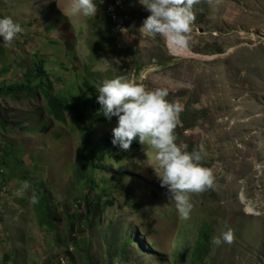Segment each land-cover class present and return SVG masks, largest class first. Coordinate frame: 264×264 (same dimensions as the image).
I'll return each instance as SVG.
<instances>
[{"label": "rangeland", "instance_id": "374dc122", "mask_svg": "<svg viewBox=\"0 0 264 264\" xmlns=\"http://www.w3.org/2000/svg\"><path fill=\"white\" fill-rule=\"evenodd\" d=\"M73 2L0 0V16L23 28L10 43L0 41V70L11 67L0 82H20L37 54L57 88L89 77L97 88L110 70L148 89L167 87L170 101L199 115L176 142L203 146L215 187L189 193L194 208L183 220L160 185L154 149L139 143L107 152L95 192L109 203L90 225L76 215L85 212L75 175L82 129L69 115L54 119L39 92L0 95V264H264V0H197L189 46L176 54L162 36L139 30L149 12L138 0H98L92 17L71 15ZM116 124L115 116L107 126L93 123L92 141ZM25 180L30 187L17 195ZM39 181L58 216L53 230L40 223ZM203 219L213 237L232 229L233 241L213 244L206 261L195 262Z\"/></svg>", "mask_w": 264, "mask_h": 264}, {"label": "clouds", "instance_id": "9594fccd", "mask_svg": "<svg viewBox=\"0 0 264 264\" xmlns=\"http://www.w3.org/2000/svg\"><path fill=\"white\" fill-rule=\"evenodd\" d=\"M138 2L149 12L139 28L140 31L151 36L157 34L162 36L173 54L188 48L190 39L188 34L192 31L191 26L195 20L192 6L197 0H138ZM61 7L64 9L62 5ZM97 7L98 0H74L71 15L92 17L95 16ZM105 11L110 16L108 6ZM84 27L86 28V25ZM22 31L21 24L11 16H0L1 42L10 43ZM0 51H3V48ZM43 67L48 71L46 59ZM108 78L97 85L99 93L97 101L101 106L100 111L107 119L110 120L113 116L117 119V124L112 129V144L123 150L131 146L136 147L139 143L154 149L157 161L154 168L160 185L167 189L168 200L174 201L180 218L190 219L194 204L189 193H201L214 188L215 177L211 168L203 163V146L185 150V145L176 142L174 130L183 111V105L179 101H170L167 98L169 94L167 87L148 89L123 75ZM134 140L136 141L133 143ZM29 187V181L25 180L17 190V195H23ZM37 202L38 197L33 192L30 203ZM232 241L233 231L230 228L212 237V243L215 245L231 244Z\"/></svg>", "mask_w": 264, "mask_h": 264}, {"label": "trees", "instance_id": "16d2710c", "mask_svg": "<svg viewBox=\"0 0 264 264\" xmlns=\"http://www.w3.org/2000/svg\"><path fill=\"white\" fill-rule=\"evenodd\" d=\"M104 4L106 7L103 8V11H105L108 6L107 2H104ZM107 18V25H109L111 23V19L110 17ZM110 27L112 26L110 25ZM110 27L106 30V32H104L107 36H103L102 44L104 43V40L108 41L110 35L112 34ZM99 49L100 48L95 46L93 47L92 45L94 53L99 54ZM0 57H2L1 53ZM44 61L45 58H38L37 54L34 55L32 66L27 68L24 74H22V80L20 82L13 83L11 85H7L4 81L0 82V95H14L18 94L20 91H25L26 94L35 96L36 93L39 92L44 96V98H46L45 100L48 107V113L54 119L66 121L67 115H69L75 127L82 129L84 138L82 146L78 149L77 153L75 175L78 178L79 191L81 190L84 192L81 197L82 199L78 200V202L79 205L85 209V212L81 211L80 214L76 215L80 217L86 216L87 223L93 225L100 210L106 207L109 203V200H107L106 197L102 198V193L95 192L98 185L95 170L102 167L103 159L107 152H109V155H113L116 151L124 150L120 149L117 145L112 144V131L110 129H107L104 132L101 136L100 142L98 140L92 141L94 139L93 123L99 121L101 124L106 126L111 123V119H107L100 111L101 106L97 101L99 93L94 85V81H92L93 78L90 77L89 79L83 80L77 88L76 85L71 87H75L78 91H73L71 88H66V90L64 87L57 88L55 79L53 80L52 78L54 77L53 74L51 73L48 75V71L43 67ZM10 69V66L7 64V66H4V68L0 70V73H4ZM114 73L115 72L113 70H110L109 76H114ZM71 92L73 95L72 98H69L68 94H71ZM191 109L192 107L189 104H186L183 111L180 113L179 122H183V125H180L178 122L177 127L174 130L177 141L183 140L181 136H183L184 130L192 128L196 124V120L199 115L191 118ZM88 110H90V113H87ZM87 115H89V123L91 124L89 126L87 125L89 124L87 123ZM46 127L47 126L45 125L44 128ZM135 141L136 140H134L133 143ZM188 146L191 150L194 145L188 143ZM0 166H6V162H3ZM44 187L45 183L43 181L36 183V191L41 195L38 202L39 214L41 216L40 223L53 230L56 228L58 216L55 213V207L51 202L50 195L44 190ZM64 205L67 204L64 203ZM212 237L213 225L210 220H204L199 230L198 237L195 240V246L192 249L193 261H206L207 256L212 250Z\"/></svg>", "mask_w": 264, "mask_h": 264}, {"label": "bare ground", "instance_id": "6f19581e", "mask_svg": "<svg viewBox=\"0 0 264 264\" xmlns=\"http://www.w3.org/2000/svg\"><path fill=\"white\" fill-rule=\"evenodd\" d=\"M180 52H183V50H181ZM36 96V95H35ZM46 99V98H45ZM204 262V261H203Z\"/></svg>", "mask_w": 264, "mask_h": 264}]
</instances>
